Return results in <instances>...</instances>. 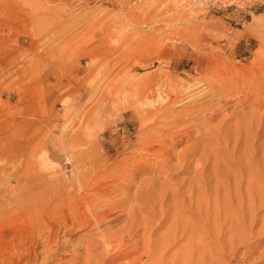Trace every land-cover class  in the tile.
<instances>
[{
    "label": "rangeland",
    "instance_id": "rangeland-1",
    "mask_svg": "<svg viewBox=\"0 0 264 264\" xmlns=\"http://www.w3.org/2000/svg\"><path fill=\"white\" fill-rule=\"evenodd\" d=\"M1 1L8 2L9 0ZM192 1L194 0H35V18L37 22L32 32L27 30L24 22H20L21 19L14 14L12 9H5L0 12L1 51H4L0 94V114L2 115L0 120L1 123L3 122L1 137L3 144L1 142L0 147L1 149L5 148L7 151L9 148L7 142L11 141V136L18 137L17 141H19V145L21 144L19 147H22V149L17 154L20 155L22 153L24 156L20 155V168L16 170V172H19L14 173L16 175L15 178H17L22 173V163L27 156H33L37 153V150L39 151V148L40 150L44 149V145L46 146H44L45 150L48 149L47 151L51 152L49 156L56 162V168L61 169L65 166V153L60 145L61 141L65 140L64 143H67L72 135L77 139L94 140L92 141L93 144L91 142L93 146L89 150L86 147L80 148H83L86 153L95 150L97 155L99 154L98 147L96 149L95 145L97 143L99 146L104 144L105 153L109 157L110 162L108 166H103L101 170L106 168V171L114 172L113 175L115 177L123 172L126 175L119 180L117 179L118 176L116 177V184L119 187L123 185L120 188V193L124 192L122 193L123 195L117 192V197H115V194L110 193L107 196H114L111 198H114L115 201H118L119 197V199H123V196H125V199L127 197L126 200L124 199L125 201L117 202L121 206L116 205L117 209L115 211L121 215L112 224L113 227L117 224L115 228L109 226L112 231L109 230L108 236L113 237L114 234L116 237V234H121L120 236L126 238L129 228H126L128 225H126L127 223L124 220L128 219L130 221L133 219V221H130L133 223L135 218H138L137 222L131 224L134 225L135 238H133V233L135 232L131 233L133 241L130 240V242L132 241L129 243L130 246L126 244L118 248V250L120 252L130 251L138 249L140 246L139 254H136V256L132 255L130 260H119L111 264H124V262L127 263L129 261L132 264H162V260L165 264H183L181 257L175 258L174 256L176 253L183 251L185 238L180 236V232L177 235V248L170 250L174 253H172L173 255H165L166 258L170 256L169 259H166V262L165 257L161 258L162 249L158 250L164 239L163 237L167 235L166 233L171 226L175 225L174 220L176 221V219V224L180 227L177 231L183 227V224L186 226L185 224L188 223L187 225L191 229L190 232L193 231V233L191 232L192 238L194 235L196 241L193 240L195 248L193 247L192 258L188 259L187 264H191V262H193L192 264H220L232 259L233 254H235L236 258L230 264H241L242 259L245 258L247 247L251 244L257 246V252L250 257L247 263L254 264L259 257V253L264 252V206L257 204L256 209L251 211L256 218L250 214L249 208L251 207L248 206L251 201L256 200V203H258L257 201L264 197V195H261V192H264V186H262L264 185V75H262L264 71H261L264 68V59H262L264 58V0H227L226 2L207 3L205 6L199 4L197 7L196 5H191ZM135 76L149 78L151 81L147 79L146 82L149 83L150 81L151 84H153V79H155L154 82L156 80L160 81L164 76L161 81L167 79L172 85H179V88L191 85V82L193 84L196 80L204 79L205 82L211 83L210 90L215 89L207 91L200 99H192L189 102L183 101L182 103L185 106L182 103L174 106L170 104V106L172 105L171 107L167 105L166 107L169 108H167L165 115L162 114L158 119H162L164 116L168 118L166 119L170 122L168 127L160 128L159 123V126L156 124L158 127L156 125H152V127L142 126L148 120L147 118L138 117L130 109L124 110L122 113L115 111L116 101H119V104L121 97H114V100H110L112 96L111 90L116 91L117 84L121 81L123 84L127 77L133 78ZM150 83L144 84V86L147 85L146 88L148 89ZM250 83L251 85H249ZM155 87L156 85L153 88L155 89ZM216 90L224 93L225 96L224 94H214ZM245 90L246 93L244 92ZM236 91L239 93L235 94L236 96H232L233 92ZM157 93H153L154 95L148 92L141 93L143 96H145L144 94L146 96L149 94L147 96L149 101L155 102L151 103L152 106L145 109H160L159 107L162 104L160 102V104H157L156 102ZM110 94L111 96H109ZM208 103H210V106ZM174 108L178 110L179 116ZM171 110L174 111L172 112ZM135 115L136 117H134ZM181 116L183 117L181 118ZM12 117L16 120L13 127H11ZM87 120H89L88 123ZM172 124L171 130L170 126ZM150 129L157 136L158 134L162 135L163 138L162 143H156L157 145L155 143L151 144L152 142L149 141V145H156L153 148L154 151H152L153 149H148V147V151L145 150V145L149 142L146 143L144 138L151 133V131L149 132ZM168 130L169 132H167ZM144 132L145 134H143ZM139 135L145 136L140 137ZM111 137L112 139L116 138L119 142L122 138L121 140L127 142L129 146L127 149H122L119 145H110L109 140H111ZM141 140L146 144L143 143L142 145ZM250 144L252 149H249L251 148ZM139 147L144 149L145 152L140 151ZM99 148V151H101V147ZM209 148L212 150L209 152H212L211 154L213 155L207 152L209 155L205 157L206 150H209ZM76 149L78 150L79 148L77 147ZM247 151L249 152L247 153ZM204 153L205 155H203ZM218 154L219 156H217ZM244 154L248 156L246 157ZM6 155H9V153ZM92 155L93 153L90 154V156ZM90 156H87V158H90ZM198 158L202 159H200L201 162ZM237 158H240V161ZM256 160H259V162ZM241 167L242 170L244 167L245 171L249 170L247 174H256V180H258L256 185L254 182L253 188L257 187V190L258 186H260L258 191L249 187V183L246 182L245 178L246 172L242 171L243 177ZM248 167L254 171L252 170L251 172ZM69 169L63 171L70 175L71 168L69 167ZM114 170L119 172L115 173ZM237 170L240 173H237L238 175L236 174ZM228 173H232L233 176ZM215 175H218V178ZM235 176L240 178H236V181L235 178H232ZM246 177H250L249 174ZM241 178L242 180H240ZM239 180L242 184L239 183ZM13 181L14 179L9 183V186L7 184L6 186L14 187L16 183ZM142 181L143 183H141ZM234 181H236V187L237 184H240L237 189H242L237 192L233 190L234 193L236 192L235 196L233 191H231L236 189ZM107 182L110 185L111 180L110 182L107 180ZM145 182H147V185ZM114 184L113 182L112 185ZM245 184L248 185H246V189H253H250L253 192H249V198L245 195L247 194ZM6 186L2 185L1 187ZM143 187L147 189L144 191ZM243 187L246 190L245 194ZM254 190L261 195L260 198L259 196L257 197ZM141 191L144 193L147 191L146 194L148 195H144ZM174 191L176 192L175 194ZM229 192L232 197H224L229 195ZM238 194L241 195L238 196ZM251 194H254V197ZM189 197H192L193 200H189ZM137 198L138 200L140 198L139 201L141 202ZM223 198H226V200L230 198L226 203L231 206L233 214L235 212L238 217L240 215L243 216L240 218L246 221V223L244 222L245 228L249 226L251 217L254 218H252L255 221L252 225V235L248 227L247 230L242 227L240 231L241 229L248 231L249 233L245 232L248 236L245 235L244 231V234L241 231L245 238L231 239L230 230L228 229L229 227H234V225L230 223L229 219H226V221L223 219L224 215L222 213L224 212L225 214V210L222 207L224 206L219 205V202L224 200ZM245 198L247 201H245ZM144 199L147 200L145 201ZM198 200L202 201V207ZM218 200L219 202L216 204ZM238 200H242L241 204L243 206L237 205ZM212 201L218 206L217 209H223L224 211L218 210V212L220 211L219 213L215 211L216 213L213 212L214 215L212 211L213 209L216 210V208H213ZM144 202L147 203V206H144ZM186 202H190V204L192 202L193 204L190 206ZM122 203L125 205V209ZM131 205L135 207L134 210L136 207H141L136 209L139 215L136 214V210L134 211L132 210L133 208H130L132 207ZM245 205H247L248 210H244L245 208L243 207ZM108 207H111V205ZM126 207L132 211L130 210L129 212ZM205 209H208V213ZM123 210L125 211L124 213H122ZM127 210L129 213L126 212ZM130 214L135 215L134 218H131L130 216L132 215ZM218 214L220 215L219 218L222 217L219 219L222 222L220 221L219 223L224 224L220 240L214 237V232H217V230L212 231L214 222L210 223L212 216H214V221ZM140 221L144 226L141 225ZM124 223L125 225H123ZM119 226L123 228L120 230ZM175 226L177 227V225ZM143 227L144 229L146 228V232L143 231ZM118 229L121 232L125 229L127 231L125 230L126 233L122 234L123 232L121 233ZM142 231L146 233L143 236H141ZM110 232H113V234L111 235ZM81 234L84 235L85 233L81 232ZM92 235L90 237L89 234L84 235V237L87 236L86 240L83 237L86 244L83 242V245L78 246L79 248L76 247V250L73 251L77 253L66 256L58 264H72L71 261L74 258H79L80 254L82 256L84 252H87L86 255L94 253L89 255L90 260H92L90 264H94L95 260V262L98 261L97 264L100 263L99 261L102 262L104 257L100 254L101 251L90 248L92 246L91 241H96V237ZM183 236H186V234ZM145 239L146 241H144ZM217 240L219 243L223 241L225 243H218V245ZM229 240L231 242L235 241L236 247ZM227 242L228 244H226ZM132 243L133 245L131 246ZM134 245L136 246L133 247ZM232 246L234 247L232 249L237 250L230 249ZM147 248L148 250L150 248L149 253ZM98 251L100 252L98 253ZM232 252L235 253L232 254ZM213 257L218 260L213 261Z\"/></svg>",
    "mask_w": 264,
    "mask_h": 264
},
{
    "label": "bare ground",
    "instance_id": "bare-ground-1",
    "mask_svg": "<svg viewBox=\"0 0 264 264\" xmlns=\"http://www.w3.org/2000/svg\"><path fill=\"white\" fill-rule=\"evenodd\" d=\"M219 1H223V2H226L227 0H194L192 1L191 5L193 4L194 6L196 5V7L199 5V4H203L205 6V4L207 3H211V2H219ZM145 5V4H144ZM5 9H12L14 14L17 15L18 18H20V22L23 23L26 25L27 27V30H29L30 32H32L34 30V27L36 25V18H35V0H9L8 2H2L0 0V12L5 10ZM177 12V11H176ZM175 13V12H174ZM178 15V13H177ZM182 15V14H181ZM173 17V16H172ZM181 17V16H180ZM122 22V21H121ZM180 22V21H179ZM195 29V28H194ZM123 30V29H122ZM122 32V31H121ZM168 32V31H167ZM255 32V31H254ZM171 33V32H170ZM173 33V32H172ZM257 33V32H256ZM255 33V34H256ZM248 34V33H247ZM253 35V34H252ZM129 36V35H128ZM254 36V35H253ZM256 36V35H255ZM131 37V36H130ZM135 37V36H134ZM185 38V37H184ZM257 38V37H256ZM17 39V38H15ZM126 39V38H125ZM198 40V39H197ZM138 41V40H137ZM117 43V42H116ZM128 43V42H127ZM195 44V43H194ZM193 44V45H194ZM117 45V44H116ZM198 47V46H197ZM249 47V46H248ZM2 50V47H1V35H0V94H1V86H2V80H1V71L3 70L2 69V66H3V60H2V57H3V52L1 51ZM197 50V49H196ZM203 51V50H201ZM208 51V50H207ZM118 53V52H117ZM209 54V53H208ZM207 54V55H208ZM212 54V53H211ZM5 55V54H4ZM206 55V54H205ZM219 55V54H218ZM6 56V55H5ZM213 56V55H212ZM221 56V55H220ZM156 59V58H155ZM223 59V58H222ZM253 59V58H252ZM264 59V58H262ZM6 60V59H5ZM154 60V59H153ZM157 60V59H156ZM261 60V59H260ZM206 61V60H205ZM253 61V60H252ZM8 63V62H7ZM153 63V62H152ZM221 63V62H220ZM241 63V62H240ZM260 63V62H258ZM144 64V63H143ZM148 64V63H147ZM146 64V65H147ZM210 64V63H209ZM229 64V63H228ZM251 64V63H250ZM5 65V64H4ZM145 65V64H144ZM168 65V64H167ZM231 65V63H230ZM252 65V64H251ZM250 65V66H251ZM149 66V65H148ZM212 66V65H211ZM255 66V65H254ZM196 67V66H195ZM217 67V66H216ZM242 67V66H241ZM247 67V66H246ZM258 67V66H257ZM250 68V67H249ZM158 69V68H157ZM212 69V68H211ZM234 69V68H233ZM244 69V68H243ZM258 69V68H257ZM260 69V68H259ZM159 70V69H158ZM157 70V71H158ZM248 70V69H247ZM252 70V69H251ZM160 71V70H159ZM209 71V70H208ZM258 71V70H257ZM261 71H264V68H262ZM211 72V71H210ZM238 72V71H237ZM159 73V72H158ZM162 73V72H161ZM164 73V72H163ZM169 73V72H168ZM206 73V72H205ZM212 73V72H211ZM235 73V72H234ZM165 74V73H164ZM237 74V73H236ZM3 75V74H2ZM136 75V74H134ZM162 75V74H161ZM209 75V74H207ZM264 75V74H262ZM133 76V75H132ZM205 76V75H204ZM213 76V75H212ZM128 77H131V76H128ZM126 79L125 83H119L116 85L117 89L116 91L115 90H111V94L109 96L110 97V100H114L113 98H119L121 97V102L118 104L119 101H116L117 105H116V109L115 111H120V113H122L124 110H128L130 109L131 111H133L134 113H136V115H138V117H143L144 119L147 118L148 120L142 124V126H151L152 125H158V123L160 124V128H163L165 126H169L170 125V122H168L164 115L166 113V110L167 108L169 107H166L167 105L170 106V104H172L173 106L175 104H178V103H182L183 101L184 102H189L191 101L192 99L196 100V99H200L202 98L205 93H207V91H212L210 90L211 88V83L210 82H205L204 79H199V80H196L194 81V83L192 84L191 82V85L189 84L188 86H185L182 88H179V85L178 86H175L172 85L167 79H163L162 77L160 81H155V79H153V84L150 83V79L149 78H146L144 76H135L133 78H128ZM149 77V76H148ZM152 77V76H150ZM3 78V77H2ZM5 78V77H4ZM156 78V77H155ZM160 78V77H159ZM150 80L149 83V88L147 89V85L144 86V84H149L148 82H146V80ZM174 79V78H173ZM176 79V78H175ZM182 79V78H181ZM238 79V78H236ZM179 80V78H178ZM15 81V79H14ZM17 81V80H16ZM118 81V80H116ZM120 81V80H119ZM118 81V82H119ZM210 81V80H209ZM117 82V83H118ZM182 82V81H181ZM229 82V81H228ZM246 82H248L246 80ZM189 83V82H188ZM115 84V83H114ZM180 84V83H179ZM218 84V83H217ZM227 84V83H226ZM253 84V83H252ZM156 85L155 89L153 88L154 86ZM169 85V86H168ZM184 85V84H183ZM239 85V84H238ZM251 85V83L249 84ZM213 86V85H212ZM233 86V85H232ZM241 86V85H239ZM181 87V85H180ZM217 87V86H215ZM235 87V86H234ZM251 87V86H250ZM114 88V86H113ZM228 88V87H227ZM238 88V87H237ZM247 88V87H245ZM115 89V88H114ZM184 89V90H183ZM209 89V90H208ZM219 90V89H217ZM214 93H218L219 95L221 94H224V93H220L219 91H217ZM239 90V89H238ZM115 91V92H114ZM148 92V93H157V104L160 102L162 105L161 107H159L160 109H148L150 106H152L151 103H155V102H152V101H149L148 99V95L146 96V94H144L145 96L141 95V93L143 92ZM230 91V90H229ZM231 92V91H230ZM246 93V90L244 91ZM243 92V94H244ZM212 93V94H213ZM239 93V92H238ZM237 91L236 92H233V95L232 96H236L237 94ZM217 94V95H218ZM236 94V95H235ZM242 94V93H241ZM14 95V94H13ZM154 95V94H153ZM171 95H173V97H171ZM229 95V94H228ZM231 95V94H230ZM143 96V97H142ZM151 96V95H150ZM213 96V95H212ZM225 96V94H224ZM222 96V97H224ZM244 96V95H242ZM192 97V98H191ZM207 97V96H206ZM219 97V96H218ZM245 97V96H244ZM112 98V99H111ZM154 98V97H153ZM209 98V97H208ZM207 98V99H208ZM228 98V97H227ZM226 98V99H227ZM235 98V97H234ZM238 98V97H237ZM148 99V100H147ZM152 99V98H151ZM155 99V98H154ZM206 99V100H207ZM255 99V98H254ZM117 100V99H115ZM213 100V99H212ZM216 100V99H215ZM246 100V99H245ZM1 101V100H0ZM110 101V102H111ZM155 101V100H154ZM211 102V100H210ZM1 103V102H0ZM159 103V104H160ZM3 104V103H2ZM1 104V105H2ZM183 104V103H182ZM207 104V102H206ZM210 103H208L209 105ZM154 105V104H153ZM171 105V106H172ZM184 105V104H183ZM207 105V106H208ZM216 105V104H215ZM160 106V105H159ZM170 106V107H171ZM185 106V105H184ZM187 106V105H186ZM196 106V105H195ZM210 106V105H209ZM146 107H148L147 109H145ZM156 107V106H155ZM200 107V106H199ZM213 107V106H212ZM217 107V105H216ZM113 108V107H112ZM180 108V107H179ZM178 108V109H179ZM210 108V107H208ZM215 108V107H213ZM1 109V107H0ZM175 109V108H174ZM217 109V108H216ZM155 110H158V111H155ZM170 110V109H169ZM177 110V109H175ZM182 110V109H181ZM200 110V109H199ZM214 110V109H213ZM218 110V109H217ZM172 111V110H171ZM174 111V110H173ZM172 111V112H173ZM202 111V110H201ZM204 111V110H203ZM1 112V111H0ZM205 112V111H204ZM119 113V114H120ZM169 113V112H167ZM177 113H178V110H177ZM198 113V112H196ZM210 113V111H209ZM215 113V112H214ZM94 114V113H93ZM114 114V113H113ZM126 114V113H125ZM162 114H164L162 117V119H158L159 116H161ZM13 115V114H11ZM91 115V114H90ZM136 115L134 117H136ZM167 115V114H166ZM170 115V114H169ZM176 115V114H175ZM181 115V114H180ZM1 114H0V118H1ZM178 116H179V113H178ZM185 117V115H183ZM181 116V118L183 117ZM118 117V116H117ZM13 118V117H12ZM116 119V118H115ZM174 119V118H173ZM193 119V118H191ZM197 119V118H196ZM4 120V119H3ZM137 120V119H136ZM160 120V121H159ZM89 120H87V123H88ZM167 121V122H166ZM179 121V120H178ZM201 121V120H200ZM16 122L15 118H13L11 120V127L14 126V123ZM124 122V121H123ZM174 122V121H173ZM183 122V120H182ZM7 123V122H6ZM105 123V122H104ZM172 123V122H171ZM175 123V122H174ZM192 123V122H191ZM84 125V124H83ZM89 125V124H88ZM103 125V124H102ZM113 125V124H112ZM138 125V124H137ZM156 125V126H157ZM176 126V124H174ZM155 126V127H156ZM157 126V127H158ZM180 127V125H178ZM3 127V122L1 123V120H0V145H1V142H2V137H1V129ZM101 127V126H100ZM172 127H173V124L172 126H170L171 130H172ZM182 127V126H181ZM76 128V127H75ZM147 128V127H146ZM113 129V128H112ZM166 129V128H164ZM169 129V128H168ZM158 130V129H157ZM176 130V129H175ZM174 130V131H175ZM151 131V129L149 130V132ZM155 131V130H153ZM162 131V130H161ZM160 131V132H161ZM156 132V131H155ZM159 132V131H158ZM164 132V131H162ZM161 132V134H162ZM169 132V130L167 131ZM217 132V131H216ZM222 132V131H221ZM111 133V132H109ZM148 133V132H147ZM175 133V132H174ZM88 134V133H87ZM112 134V133H111ZM145 134V132L143 133ZM165 134V133H164ZM181 134V133H180ZM15 135V134H14ZM169 135V134H168ZM207 135V134H206ZM213 135V134H212ZM215 135V134H214ZM218 135V134H217ZM81 136V135H80ZM140 136V135H139ZM142 136H145V135H142ZM140 136V137H142ZM210 136V135H209ZM50 137V136H49ZM48 137V138H49ZM117 137V136H116ZM138 137V136H137ZM172 137V136H170ZM234 137V136H233ZM11 141L10 142H7V145H9L8 147V150L6 151V149H1L0 147V264H58V262L61 263V261L68 255L70 254H75L77 252H73L74 250H76V247L78 246H81L83 245V242L84 240H86V237H84V235H87L89 234V237L91 234H93L95 237H92V238H95L96 241H91V247L90 248H94L93 250H100L98 251V253L100 252L101 255H103L102 257H104V259H102V262L99 261L101 264H111V263H116L117 261L119 260H130V257L133 255L136 256V254L138 255L139 253V248L140 246L138 247V249H133V250H130V251H122L120 252L118 250V248L122 247V246H125L126 244H129L133 241L132 239V235L131 233L135 232L134 231V225H131L133 224L134 222H137V219L138 218H135L134 222L131 223L130 221L133 219H131L130 221L126 218V220H124V222L126 221V228L128 227L129 230L127 231V229H125L127 231V236L126 238L125 237H122L120 236V230L121 228L123 227H120V232L118 234L115 233V231H113L115 234H116V237L115 235L113 234V232L111 233V235L113 234V237H109L108 236V233H109V230L112 231V229H110L109 226L113 227L112 224L115 223L114 221H117L119 219V215H121L120 213L118 214L117 211H115L117 209V206L118 205V201H125L127 199H125V196H123L122 198L123 199H119L118 198V201H115L114 198H111V197H114V196H107L108 193L110 194H115V197L116 196V193L119 192L118 194H122L120 193L121 189L123 187H119L118 184H116V181L117 179H123L126 175H125V172L121 173L120 175L118 174L116 177L115 175H113L114 172L110 173L109 171L110 170H107L106 171V168L101 170L103 168V166L107 165L108 166V163L110 162V159L108 156H106V153H105V149H104V144H100V146L98 145V143L95 145L96 149L98 147V155L97 153H95L96 151L92 150L91 152H84L83 151V148H80V147H86L87 150H89L90 148H92V144L94 140H86V139H80V138H75L73 135L71 136L70 140L67 141V143L64 141H61L60 142V145L63 147V150H64V156H65V166L61 169H58L56 168V162L53 161L51 159V157L49 156L51 154V152L49 153L47 150H45V147L43 146L44 149H41L39 148V151L37 150V153L34 154L33 156H30L27 158L26 157H22V158H26L23 163H22V166H23V170H22V173H20L19 177L14 174L16 172V170H18L20 167V155H23L22 153L19 155L17 154L18 152H21L20 150L22 149V147H19V141H17V138L15 137H12L11 136ZM125 138V137H124ZM173 138V137H172ZM226 138V137H225ZM229 138V137H228ZM98 139V138H97ZM122 139V138H121ZM120 139V142L114 138L112 139L111 137V140H109V144H113V145H116V146H121L122 149H127V147L129 146V144H127V142L123 141ZM142 139V138H141ZM146 140V143L147 142H152L151 144H158V143H162V135H159L158 136L156 135V133L154 134V132L151 131L150 134L146 135V137L144 138ZM143 139V140H144ZM170 139V138H168ZM224 139V138H223ZM61 140V139H60ZM128 140V139H127ZM214 140V139H213ZM227 140V139H225ZM223 140V141H225ZM230 140V139H229ZM238 140V139H237ZM206 141V140H205ZM219 141V140H218ZM228 141V140H227ZM245 141V140H244ZM92 142V144H91ZM142 142V140H141ZM150 142L145 145L146 146V149L148 151V149H153L154 147H156V145L154 146H151L149 145ZM221 142V141H220ZM226 142V141H225ZM231 142V141H230ZM5 143V141H4ZM31 143V142H30ZM64 143V144H63ZM106 143V142H105ZM143 143L145 142H142V145ZM145 143V144H146ZM209 143V142H208ZM237 143V141H236ZM235 143V144H236ZM251 143V142H250ZM3 144V142H2ZM95 144V142H94ZM131 144V143H130ZM165 144V143H164ZM170 144V143H168ZM206 144V143H205ZM210 144H212V142H210ZM228 144V143H227ZM246 144H248L246 142ZM33 145V144H32ZM197 145V144H195ZM203 145V143H202ZM201 145V146H202ZM208 145V144H207ZM244 145V143H243ZM251 145V144H250ZM5 146V145H4ZM205 146V145H204ZM210 146V145H209ZM212 146V145H211ZM218 146V145H217ZM225 146V145H224ZM27 147V146H26ZM25 147V148H26ZM48 147V146H47ZM53 147V146H51ZM79 148L78 150L76 148ZM101 147V151L100 148ZM148 147V149H147ZM193 147V146H192ZM195 147V146H194ZM216 147V146H215ZM221 147V146H220ZM230 147V146H229ZM235 148V146H233ZM250 147V146H249ZM24 148V146H23ZM136 148V147H135ZM165 148V147H164ZM240 148V147H239ZM257 148V146H256ZM56 149V148H55ZM73 149V150H72ZM134 149V148H133ZM140 151L142 150L143 152L144 149L140 148ZM138 149V150H139ZM185 149V148H183ZM192 149V148H191ZM206 149V147H205ZM249 149H252V145H251V148ZM260 149V148H259ZM24 150V149H23ZM26 150V149H25ZM116 152H117V148L115 149ZM208 150V149H207ZM206 150V156L211 154L209 151L211 150L209 148V150L207 151ZM223 150V149H222ZM248 150V149H247ZM28 151V150H27ZM34 151V150H33ZM55 151V150H54ZM133 151V150H131ZM154 151V149L152 150ZM183 151V150H182ZM212 151V150H211ZM216 151V150H215ZM214 151V152H215ZM232 151V150H231ZM246 151V150H245ZM250 151V150H249ZM247 151V153L249 152ZM25 152V151H24ZM134 152V151H133ZM138 152V151H136ZM161 152V151H160ZM201 152V151H200ZM209 154H208V153ZM213 152V153H214ZM218 152V151H217ZM252 152V151H251ZM4 153H9V155H4ZM56 153V152H54ZM53 153V154H54ZM86 153V154H85ZM92 156H90V154H92ZM148 153V152H147ZM157 153V152H156ZM193 153V152H192ZM254 153V152H253ZM29 154V153H28ZM184 154V153H183ZM195 154V153H194ZM58 155V154H57ZM205 155V153L203 154ZM213 155V154H211ZM210 155V156H211ZM222 155V154H221ZM220 155V156H221ZM246 157L248 155L244 154ZM24 156V155H23ZM56 156V155H55ZM87 156H90V158H87ZM209 156V157H210ZM215 156V155H214ZM219 156V154L217 155ZM230 156V155H229ZM244 156V157H245ZM252 156V155H251ZM125 157V156H124ZM133 157V156H132ZM156 157V156H155ZM196 157V156H195ZM204 157V156H203ZM205 160V158H203ZM227 157V156H226ZM238 157V156H237ZM255 157V156H254ZM257 157V156H256ZM122 158V157H120ZM126 158V157H125ZM183 158V157H182ZM252 158V157H251ZM128 159V158H127ZM126 159V160H127ZM180 159V157H179ZM178 159V160H179ZM199 161L201 158H198ZM201 159V160H202ZM207 159V158H206ZM215 159V158H214ZM217 159V158H216ZM239 161H240V158H237ZM242 159V158H241ZM253 159V158H252ZM258 159V158H257ZM23 160V159H22ZM182 160V159H180ZM186 160V159H185ZM203 160V161H204ZM226 160V159H225ZM230 160V159H229ZM261 160V159H260ZM128 161V160H127ZM137 161V160H135ZM134 161V162H135ZM147 161V160H146ZM183 161V160H182ZM197 161V160H196ZM202 161V162H203ZM252 161V160H251ZM259 162V160H256ZM22 162V161H21ZM117 162V161H116ZM144 162V160H143ZM166 162V161H165ZM186 162V161H185ZM198 162V161H197ZM201 162V161H200ZM206 162V161H204ZM228 162V161H227ZM226 162V163H227ZM262 162V161H260ZM150 163V162H149ZM162 163V162H161ZM231 164V162H229ZM238 163V162H237ZM254 163V162H253ZM117 164V163H116ZM178 164V163H177ZM239 164L242 165V163L239 162ZM244 164V163H243ZM166 165V164H165ZM229 165V164H228ZM233 165V164H231ZM240 165V166H241ZM245 165V164H244ZM260 165V164H259ZM262 165V164H261ZM114 166V165H113ZM117 166V165H116ZM180 166V164H179ZM243 166V165H242ZM246 166V165H245ZM58 167V166H57ZM69 167L71 168V171H70V175H68V173L66 174L63 170H67L69 169ZM124 167V166H123ZM232 167V166H231ZM247 167V166H246ZM141 168V167H140ZM245 168V167H244ZM243 168V170H244ZM249 168V167H248ZM111 169V167H110ZM139 169V168H138ZM251 170V168H249ZM257 169V168H256ZM70 170V169H69ZM117 170V169H116ZM116 170L115 173H118ZM164 170V169H163ZM242 170V167H241V172L243 171ZM253 170V169H252ZM251 170V172H252ZM113 171V170H112ZM132 171V170H131ZM189 171V170H188ZM239 170H237L236 174L239 173L238 172ZM247 171L249 170H244V172H246V176L249 174L250 177H246V182L249 183V187H252L253 188V184L255 182V185H256V174L254 173H248L247 174ZM254 171V170H253ZM19 172V171H18ZM16 172V173H18ZM128 173V172H127ZM233 173H235L233 171ZM256 173V172H255ZM258 173V172H257ZM228 174H231L232 173H228ZM234 174V175H236ZM240 174V173H239ZM242 176H243V172L241 173ZM253 174V175H252ZM260 174V173H259ZM15 175V176H14ZM189 175V174H188ZM238 175V174H237ZM236 175V176H237ZM261 175V174H260ZM217 178H218V175H215ZM233 176V175H232ZM232 177V178H235V180L237 181L238 178H240L239 176L238 177ZM230 177V176H229ZM228 177V178H229ZM244 177V176H243ZM170 178V177H169ZM213 178V177H212ZM237 178V179H236ZM244 178V179H245ZM262 178V177H261ZM12 179H14L16 185L14 184V187H8L9 186V183L12 181ZM220 179V178H219ZM107 180H111L110 182V185H108V182ZM221 180V179H220ZM225 180V179H223ZM227 180V179H226ZM242 180V178L240 179ZM240 180H239V183H240ZM13 181V182H14ZM150 181V180H149ZM148 181V183H149ZM234 181V186L236 185ZM91 182H93L92 184H90ZM113 182L116 184L112 185ZM168 182V181H167ZM221 182V181H220ZM243 182V181H242ZM245 182V183H246ZM112 183V184H111ZM143 183V181L141 182ZM147 182H145L146 184ZM215 183V182H214ZM223 183V182H222ZM244 183V182H243ZM247 183V184H248ZM6 184L8 186H6ZM143 184V185H145ZM166 184V183H165ZM242 184V183H240ZM240 184H237V187L238 185ZM245 184V189L247 188ZM6 186V187H1V186ZM20 185V187H19ZM118 185V186H117ZM147 185V184H146ZM219 185V184H218ZM254 185V186H255ZM259 185V183H258ZM141 186V185H140ZM139 186V187H140ZM169 186V185H167ZM180 186V185H178ZM215 186V185H214ZM248 186V185H247ZM264 186V185H262ZM236 187V186H235ZM233 187V188H235ZM230 189L231 191H241L239 190L240 188L237 189ZM241 187V186H240ZM260 186H258V189H259ZM9 188V189H8ZM141 188V187H140ZM179 188V187H178ZM250 188V189H252ZM257 188V187H256ZM256 188H253L256 190ZM144 189V187L142 188ZM145 189H147L145 187ZM144 189V191H145ZM176 189V188H175ZM244 189V187H243ZM244 189V194H245V191L247 192V194L245 195H249L250 189ZM258 189L256 191H258ZM262 189V188H261ZM140 190V189H139ZM229 190V191H230ZM249 190V191H248ZM254 190V193H256V191ZM177 191V190H176ZM230 191V192H231ZM233 191V195L235 196L236 192L234 193ZM260 191V190H259ZM262 191V190H261ZM143 192V191H141ZM230 192H229V195H226L224 197L227 198L230 197ZM253 192V191H252ZM251 192V193H252ZM144 193V192H143ZM147 193V191L144 193V195ZM176 192L174 191V194ZM259 193V192H258ZM4 194V196L1 197V195ZM126 194V193H125ZM139 194V193H138ZM173 194V193H172ZM242 194V193H241ZM241 194H238V196H240ZM243 194V195H244ZM123 195V194H122ZM121 195V196H122ZM148 195V194H146ZM189 195V194H188ZM252 195V194H251ZM250 195V196H251ZM254 195V194H253ZM252 195V196H253ZM261 195H264V192H261ZM260 194H257V197L261 196ZM127 196V194H126ZM133 196V195H132ZM143 196V195H141ZM177 196V195H175ZM191 196V195H189ZM251 196V197H252ZM144 197V196H143ZM149 198V196H147ZM215 197V196H214ZM232 197V196H231ZM242 197V196H241ZM254 197V196H253ZM147 198V199H148ZM198 198V197H197ZM202 198V197H201ZM199 198V199H201ZM226 198L224 200H226ZM249 198V196H248ZM258 198V199H259ZM125 199V200H124ZM146 199V200H147ZM193 198L192 197H189V200ZM230 200V198H228ZM227 199V200H228ZM235 199V198H234ZM253 199H256V198H253ZM260 199H261V202H260ZM256 203V200L255 201H251L250 204L248 206H250L251 208H249L250 212L255 210L256 209V205H260V206H264V197L260 198ZM117 200V199H116ZM136 200V199H135ZM138 200V198H137ZM140 200V198H139ZM138 200V201H139ZM145 200V199H144ZM145 200V201H146ZM191 200V201H192ZM223 200V201H224ZM224 201L223 204H221V202H219V200L216 202V204H218V202L220 203L219 205H222L224 207V210H225V214L224 212L222 213L224 215L223 219L226 221V219H229L230 220V223H232L234 225V227L230 228L228 230H230L229 234L231 235L230 237H232L231 239H234L235 238H241L243 237V234L246 232L247 230V227L249 228V231H251V235H252V225L254 224V215H253V212H251L250 214L254 217H251V222L249 224V226H247L245 228V223L246 221H243L242 218L240 217H243L242 215H240V217L237 216V214L234 212V214L232 213V210H231V206L228 205L226 202ZM232 200V199H231ZM249 200V199H248ZM252 200V199H251ZM196 201V200H195ZM205 201V200H204ZM236 201H237V198H236ZM245 201H247V199L245 198ZM244 201V202H245ZM141 202V201H139ZM148 202V201H147ZM155 202V201H154ZM193 202V201H192ZM191 202V204H193ZM198 202L201 204V200ZM207 202V201H206ZM230 202V201H229ZM228 202V203H229ZM242 200H238L237 202V205H239L240 207L243 206L241 204ZM243 202V203H244ZM120 203V202H119ZM187 204L190 202H186ZM198 203V204H199ZM213 203V201H212ZM232 203V202H231ZM249 203V202H248ZM247 203V204H248ZM121 204V203H120ZM139 204H142V203H139ZM138 204V205H139ZM145 204L144 206H147L146 204L147 203H143ZM190 204V206H191ZM196 204V202H195ZM213 203V208H216V210L213 209L212 213H219L218 210H221V211H224L223 209H217V205ZM230 204V203H229ZM236 204V203H235ZM111 207H108L110 206ZM197 205V204H196ZM195 205V206H196ZM203 204H201V207H202ZM255 205V207H253ZM119 206V205H118ZM121 206V205H120ZM119 206V207H120ZM122 206L124 207L125 205H123L122 203ZM127 206V205H126ZM132 206V205H131ZM133 206H135L133 204ZM130 207V208H133L132 210H134L135 207ZM140 206V205H139ZM177 206V205H176ZM210 206V205H209ZM230 206V207H229ZM246 206V207H245ZM243 208H245L244 210H248V207L247 205H245ZM123 207H121L123 209ZM128 207V206H127ZM126 207V208H127ZM143 207V206H142ZM177 207H180V206H177ZM182 207V206H181ZM194 207V206H193ZM198 207H200V205H198ZM204 207V206H203ZM221 207V206H220ZM138 207H136L137 209ZM141 208V207H139ZM138 208V209H139ZM175 208V207H174ZM207 208H208V205H207ZM242 208V209H243ZM247 208V209H246ZM259 208V206H258ZM125 209V207H124ZM128 209V208H127ZM135 209V210H136ZM182 209V208H180ZM179 209V210H180ZM200 209V208H198ZM121 210V209H120ZM129 212L131 209H128ZM128 210L126 211L127 213ZM131 210V211H132ZM134 210V211H135ZM143 210V209H142ZM201 210V209H200ZM206 211L208 209H205ZM204 210V211H205ZM133 211V212H134ZM137 211V210H136ZM144 211V210H143ZM143 211H140V212H143ZM205 211V212H206ZM216 211V212H215ZM125 211L123 210L122 213H124ZM186 212V211H185ZM247 212V211H246ZM256 212V211H255ZM254 212V213H255ZM182 213V212H180ZM208 213V211H207ZM213 213V214H214ZM243 213V211H242ZM248 213V212H247ZM257 213V212H256ZM118 214V216H117ZM136 214H138V211L136 212ZM144 214V213H143ZM212 214V215H213ZM126 215V214H125ZM132 215V214H130ZM128 215V216H130ZM139 215V214H138ZM142 215V214H141ZM215 215V214H214ZM221 215V213H220ZM219 214L215 217L214 221H213V218L214 216H212V221H210V223L212 224L213 222V226H212V231L214 232V230H217V232H214L215 236L217 239L220 240V236H221V232H222V229H223V225L224 224H220L219 222L222 220H219L221 218H219L220 216ZM245 215V213H244ZM249 215V213H248ZM127 216V218H128ZM133 216V217H132ZM130 216L131 218H134L135 215H132ZM247 216V215H245ZM256 216V215H255ZM126 217V216H125ZM137 217V215H136ZM140 217V216H138ZM147 217V216H146ZM145 217V218H146ZM149 218V217H148ZM253 218V219H252ZM145 221V219H143ZM142 220V222H144ZM246 220V219H245ZM130 223H129V222ZM180 221V220H179ZM178 221V222H179ZM224 221V222H225ZM122 222V221H121ZM141 222V221H140ZM141 222V225L143 224ZM151 222V221H150ZM177 222V219L176 221L174 220V223L175 225H177V227L175 225H173V227L171 226V228L169 229V231L166 233L167 235L164 236L159 248V249H162L161 251V258L163 259L165 257V255H171L173 252H171L172 250L171 249H174L175 247L177 248L176 244H177V235H178V232H180V236H182V238H185V243H183V251L180 253H176L174 256L175 258H177L178 256L182 258V261H183V264H187V261L188 259L190 260L192 258V254H193V247L195 248V246L193 245V242L195 241V237L193 235V238H192V235H191V232L193 233V231L190 232V227H188V223L185 224L187 226V229H186V226H184L183 224V227H181V229H179L177 231L178 228V224H176ZM245 222V223H244ZM193 223V222H192ZM244 223V225H243ZM145 224V223H144ZM152 224V223H151ZM180 224V222H179ZM191 224V223H190ZM194 224V223H193ZM117 225V224H116ZM115 225V227H116ZM125 225V223L123 224ZM140 225V223H139ZM157 225V224H156ZM122 226V225H121ZM144 226V225H142ZM148 226V225H146ZM113 227V228H115ZM132 227H133V230H132ZM136 227V226H135ZM245 228L246 230H242V233L244 231V233L242 234L241 231H240V228ZM196 228V227H195ZM210 228V227H209ZM140 229V227H139ZM144 229V227H143ZM146 229V228H145ZM145 229L143 230L144 232ZM148 229V228H147ZM115 230V229H114ZM124 230V231H125ZM194 230V229H193ZM209 230V229H208ZM226 230V228H225ZM227 230V231H228ZM117 231V230H116ZM122 231L121 233L124 234L126 233V231L124 232ZM138 231V230H137ZM142 231V234L141 236H143V234H146ZM211 231V233H212ZM81 232H84L85 234L82 235ZM150 232V230H149ZM198 232V231H197ZM140 233V232H139ZM246 233H249L248 231ZM245 233V235H247ZM80 234V235H79ZM134 234V237L135 238V233ZM184 234H186V236H183ZM196 234V233H195ZM92 235V236H93ZM138 236V235H137ZM248 236V235H247ZM246 236V237H247ZM250 236V235H249ZM83 237L85 238L83 240ZM88 237V238H89ZM222 237V236H221ZM143 238V237H142ZM245 238V237H243ZM242 238V239H243ZM128 239V240H126ZM144 239V238H143ZM143 239H142V242H143ZM148 239V238H147ZM248 239V238H246ZM130 240H132L130 242ZM194 240V241H193ZM90 241V240H88ZM87 241V242H88ZM146 241V239L144 240ZM216 241V240H215ZM218 241V240H217ZM222 241V240H221ZM227 241V240H226ZM231 242V240H229ZM259 241V240H258ZM140 242V241H139ZM181 242V241H180ZM196 242V241H195ZM224 242V241H223ZM223 242H220V243H223ZM233 242V241H232ZM231 242V243H232ZM85 243V242H84ZM148 243V242H147ZM219 243V241L217 242V244ZM219 243V244H220ZM225 243V242H224ZM234 245H235V241L233 242ZM86 244V243H85ZM142 244V243H141ZM144 244V243H143ZM146 244V243H145ZM195 244V243H194ZM216 244V243H214ZM216 244V246H217ZM218 244V245H219ZM228 244V242L226 243ZM256 244V243H255ZM133 245V243L131 244V246ZM137 245V244H136ZM136 245H134L133 247H135ZM149 245V244H148ZM230 245V244H229ZM259 245V244H258ZM87 246V245H86ZM127 246H130L127 245ZM138 246V245H137ZM179 246V244H178ZM223 246V245H222ZM221 246V247H222ZM226 246V245H224ZM231 246V245H230ZM143 247V246H142ZM161 247V248H160ZM236 247V245L234 246ZM233 246L230 248H234ZM79 248V247H78ZM175 248V249H176ZM182 248V247H181ZM215 248H218V247H215ZM246 248V247H245ZM248 249L246 250L245 252V258L242 259V262L241 264H248L247 261L249 262L250 260V257L255 254L257 251V246L254 245V244H251L250 246L247 247ZM86 249V248H85ZM88 249V248H87ZM224 249V248H223ZM221 249V250H223ZM229 249V250H230ZM150 250V248H149ZM149 250L147 248V251L149 253ZM171 250V251H170ZM180 250V249H179ZM196 250V249H195ZM232 250H237V249H232ZM230 250V251H232ZM82 251V250H81ZM86 251V250H85ZM90 251V250H89ZM88 251V252H89ZM146 251V252H147ZM209 251V250H208ZM239 251V250H238ZM169 252V253H167ZM171 252V253H170ZM175 252V251H174ZM196 252V251H195ZM82 253V252H80ZM87 253V252H86ZM86 253H82V256L80 254V257L79 258H74L71 262L72 264H81L82 261L83 263L82 264H90L92 260H90V257L89 255H91L92 253L86 255ZM96 253V252H95ZM158 253V251H157ZM235 253V252H232V254ZM244 253V252H243ZM94 254V253H93ZM92 254V255H93ZM174 254V253H173ZM172 254V255H173ZM84 255V256H83ZM86 255V256H85ZM96 255L98 256V254L96 253ZM224 255V254H223ZM243 255V254H242ZM74 256V255H73ZM72 256V257H73ZM76 256V255H75ZM77 256H79L77 254ZM146 256V255H145ZM160 256V255H159ZM213 256V255H211ZM225 256V255H224ZM222 256V257H224ZM71 257V256H70ZM81 257L85 258L84 260L81 259ZM101 257V258H102ZM142 257V256H141ZM170 257V256H169ZM165 257V262L167 261L166 259H169ZM217 257V256H216ZM234 257V258H233ZM233 257L232 259L228 260L227 262L224 261V263L222 262V260L219 259V261H221L222 263L220 264H230L233 260H235V254H233ZM257 257V256H256ZM69 258V257H68ZM92 258V257H91ZM95 258V257H94ZM101 258H98V259H101ZM158 258V257H157ZM174 258V257H173ZM214 258V257H213ZM221 258V256H220ZM227 258V257H226ZM159 259V258H158ZM171 259V258H170ZM180 259V258H179ZM223 259V258H222ZM133 260V259H132ZM140 260V259H139ZM143 260V259H141ZM178 261V259H176ZM195 260V259H194ZM218 259H215L213 261H217ZM81 261V262H80ZM96 261V260H95ZM94 261V264L97 262ZM154 261V260H153ZM130 262V261H129ZM127 262L124 264H132V262ZM154 262H157V261H154ZM153 262V263H154ZM170 262H172L170 260ZM174 262V261H173ZM181 262V260H180ZM99 263V264H100ZM138 263V262H137ZM193 262H191L192 264ZM93 264V263H92ZM118 264V263H117ZM123 264V263H121ZM162 264H165L162 260ZM175 264V263H174ZM180 264V263H178ZM206 264V263H205ZM214 264V263H213ZM217 264V263H216ZM251 264V263H250ZM254 264H264V252H260L259 253V257L257 258V261L254 262Z\"/></svg>",
    "mask_w": 264,
    "mask_h": 264
}]
</instances>
